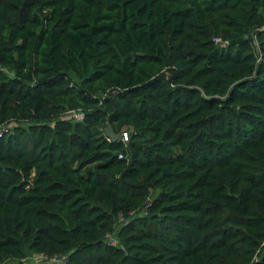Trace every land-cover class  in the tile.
<instances>
[{"label": "trees", "instance_id": "16d2710c", "mask_svg": "<svg viewBox=\"0 0 264 264\" xmlns=\"http://www.w3.org/2000/svg\"><path fill=\"white\" fill-rule=\"evenodd\" d=\"M8 124L0 264H264V0H0Z\"/></svg>", "mask_w": 264, "mask_h": 264}, {"label": "built area", "instance_id": "2783aa9c", "mask_svg": "<svg viewBox=\"0 0 264 264\" xmlns=\"http://www.w3.org/2000/svg\"><path fill=\"white\" fill-rule=\"evenodd\" d=\"M215 42H219V38H214ZM67 114H70L72 116V119L75 121H81L84 117V113L82 109H76V110H68ZM3 132V128L0 129V135ZM129 138V133L127 130L120 132L119 139L122 142H127ZM119 158H122V154L120 153L118 155ZM150 206V200H146L143 203V207L136 212H131L130 214H137V215H146L148 212V207ZM130 217H125L122 213H119L116 217V226H124L127 223H129ZM104 240L107 244L111 246H116L118 244V240L115 236V232H107L104 235ZM40 258L41 260L45 261L47 264H65L67 261V256L65 254H47V253H41L37 254L36 258Z\"/></svg>", "mask_w": 264, "mask_h": 264}, {"label": "rangeland", "instance_id": "374dc122", "mask_svg": "<svg viewBox=\"0 0 264 264\" xmlns=\"http://www.w3.org/2000/svg\"><path fill=\"white\" fill-rule=\"evenodd\" d=\"M63 117L66 118V119H69V120H73L72 119V116L70 114H67V111L63 114ZM13 126V124H8V125H5L3 127V131H8L11 129V127ZM120 227L119 225L116 226V228ZM36 255L37 254H33V255H28L25 260V263L26 264H47L45 261L41 260L39 257L36 258ZM15 263V261H8L6 262L5 264H13Z\"/></svg>", "mask_w": 264, "mask_h": 264}, {"label": "water", "instance_id": "95a60500", "mask_svg": "<svg viewBox=\"0 0 264 264\" xmlns=\"http://www.w3.org/2000/svg\"><path fill=\"white\" fill-rule=\"evenodd\" d=\"M127 126H124L120 132L127 130ZM132 130V127H129ZM120 132H115L110 124H107L104 128V133L110 141H117L120 136Z\"/></svg>", "mask_w": 264, "mask_h": 264}]
</instances>
